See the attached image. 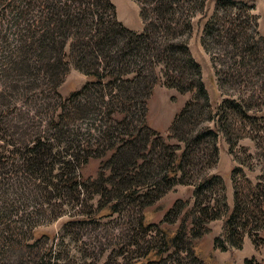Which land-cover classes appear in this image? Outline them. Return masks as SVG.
Listing matches in <instances>:
<instances>
[{
    "label": "trees",
    "instance_id": "trees-1",
    "mask_svg": "<svg viewBox=\"0 0 264 264\" xmlns=\"http://www.w3.org/2000/svg\"><path fill=\"white\" fill-rule=\"evenodd\" d=\"M132 1L140 32L118 21L110 0H0V264H45L33 245L12 238L27 226L23 217L5 213L15 197L33 193L60 203L98 196L89 222L135 212L136 230L158 242L123 264H205L194 242L218 219L213 250H241L245 238L255 251L264 246V35L252 14L256 0H213L208 15L209 0ZM198 14L222 97L215 113L189 49ZM70 66L86 82L62 97ZM158 83L190 96L166 137L146 123ZM219 134L229 154L249 137L262 157L255 183L232 172L228 216L223 180L210 173ZM91 160L96 177L83 179ZM178 185L193 186L192 204L177 199L158 223H147L144 211ZM28 235L48 237L34 228ZM46 256L47 264L55 260Z\"/></svg>",
    "mask_w": 264,
    "mask_h": 264
},
{
    "label": "rangeland",
    "instance_id": "rangeland-1",
    "mask_svg": "<svg viewBox=\"0 0 264 264\" xmlns=\"http://www.w3.org/2000/svg\"><path fill=\"white\" fill-rule=\"evenodd\" d=\"M110 1L115 7H118L120 17L125 21L127 19L132 29L137 28L140 20L137 4L132 0ZM213 5V0H209L204 14H210ZM253 5L252 14L258 17L259 33L264 35V1L256 0ZM200 17L201 14H198L193 18L189 49L193 59L200 65L202 80L208 91L213 113H215L222 97L217 88L210 57L200 44L202 28ZM85 82L86 77L70 66L58 91L62 97L68 96ZM189 99V95H179L176 91L168 90L158 83L148 101L147 125L161 136L166 137V132L174 116ZM209 126L214 127L213 123H209ZM170 143L174 142L170 141ZM217 145L219 162L210 173L220 176L223 180L228 205L226 216H228L233 207L232 172L236 170L233 174L236 179L245 178L255 183L260 174L262 157L256 152L254 143L249 137L239 140L232 154H229L228 146L220 134L217 138ZM98 165L96 160L89 161L81 171L83 179L95 178ZM192 190L193 186L178 185L174 187L161 201L144 211L147 223H158L162 215L177 199L191 205L193 202ZM42 195V193H33L28 200L23 197H15L9 203L13 205V209H9L10 211L6 209L5 213L23 217V222L25 221L27 226L17 232V235H12V238L19 247L33 245L32 254L43 259L45 264H47L48 256L46 255L49 251L51 259H55L51 260V264H123L126 260L137 256L146 246H153L158 242V238L154 234L146 236L136 230L135 212L127 213L125 210L109 219L87 221L96 210L98 196L89 198L83 193V196H79L78 203L76 200L70 199L60 203L55 200L47 202ZM74 204L78 206H73ZM222 224V219L209 223V234L194 242L195 253L205 264H244V260L252 261V264H264V246L255 251L248 238L244 239L241 250L227 252L213 250L212 240L215 237H222ZM29 228H34L36 236L45 234L48 237L36 242L28 235ZM132 243H139V248L138 245L131 246ZM172 258L175 260L176 256H172Z\"/></svg>",
    "mask_w": 264,
    "mask_h": 264
},
{
    "label": "crops",
    "instance_id": "crops-1",
    "mask_svg": "<svg viewBox=\"0 0 264 264\" xmlns=\"http://www.w3.org/2000/svg\"><path fill=\"white\" fill-rule=\"evenodd\" d=\"M115 8H116L117 19H118L120 22H122L125 26H127V27H129V28L132 29L131 24H129L130 22H127V19H126V21H125V19H123V18L120 17V12H119V10H118V7H115ZM136 27H137V28H135V29H133V30H135V31H137V32H140V31L142 30L143 25H142L141 20L138 21V24H137Z\"/></svg>",
    "mask_w": 264,
    "mask_h": 264
}]
</instances>
